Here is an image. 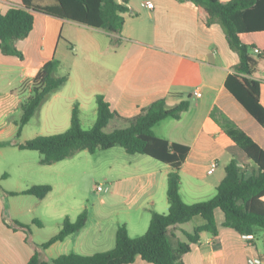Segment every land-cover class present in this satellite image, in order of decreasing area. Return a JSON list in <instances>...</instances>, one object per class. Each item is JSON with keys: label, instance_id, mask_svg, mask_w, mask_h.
I'll return each mask as SVG.
<instances>
[{"label": "crops", "instance_id": "crops-1", "mask_svg": "<svg viewBox=\"0 0 264 264\" xmlns=\"http://www.w3.org/2000/svg\"><path fill=\"white\" fill-rule=\"evenodd\" d=\"M145 1H150L152 7L142 5ZM32 2L39 4L34 0ZM54 3L51 0L42 5ZM21 5L22 0H0V12ZM127 6L129 10L123 13L124 23L117 33L32 11V30L27 37L16 42L23 59L3 54L0 50V142L11 143L0 147V154L3 155V149H14L25 157L16 163L15 173L0 170L2 184L5 185L12 175L17 180H25L31 175L56 172L36 166L41 165L40 154H34V150L18 147V144L36 136L27 132L28 123L20 135H16L17 121L21 116L20 104L30 95L33 78L53 56L60 61L59 68L66 64L68 80L42 104L38 111L40 122L45 118L57 122V107L64 106L62 126L67 130L72 108L77 104L80 123L88 113L93 125L97 110L95 98L100 94L117 113L109 122L114 126L108 130L111 131L126 127L127 118L140 113L157 99L163 98L170 107L187 98L189 108L180 118L163 119L153 128L158 137L189 147L179 172L182 200L191 204L212 198L224 177L226 165L232 159L246 176L251 174L254 164L232 141L226 129H241L264 149V127L225 86V79L238 62V55L228 45L220 24L205 25L198 18L197 6L191 1L129 0ZM239 37L254 47L251 55L257 60V67L253 77L260 82V103L264 107V30L241 32ZM60 40L69 43L67 50L58 51ZM195 92H199L200 96ZM116 153L117 157L107 170L110 175L106 177L108 187L98 191H107L102 199L111 198L136 218L134 228H130L128 221L122 224L126 225L131 237H137L147 230L151 211L168 212L166 190L171 166L162 161V164L152 162L147 165L142 158L124 156L119 150ZM212 160L217 161V166L208 173ZM64 163L62 160L44 166L55 168V165ZM36 182L45 184L46 181ZM183 187L188 196L199 199L185 200ZM10 191L21 192L4 187L3 194L0 190V264H26L35 251L40 259L47 261L71 252L91 255L114 247L117 228H101L98 222L89 226L87 221L78 232L47 248L40 247L46 240L37 242L29 236L39 228L25 230L5 223L13 220L21 222L19 218L26 212L9 201L7 197L19 195L7 193ZM51 191L44 198H37L28 211L38 210L41 204L49 205V202L43 201ZM81 211L78 208L76 217ZM66 216L71 221L76 219ZM215 220L218 235L214 237L210 232L203 231L199 240L183 254L185 264H248L247 258L251 255L264 257V249L256 239L250 245L243 235L223 226L224 215L220 209H215ZM191 222L192 228H184V223L173 227V239L185 240L184 232H191L204 220L195 216L185 223ZM263 235L264 231V245ZM128 264L152 263L137 257Z\"/></svg>", "mask_w": 264, "mask_h": 264}, {"label": "trees", "instance_id": "trees-1", "mask_svg": "<svg viewBox=\"0 0 264 264\" xmlns=\"http://www.w3.org/2000/svg\"><path fill=\"white\" fill-rule=\"evenodd\" d=\"M54 4H34L32 0H22L21 6H11L0 12V50L3 54L23 59L16 42L28 36L33 28L34 13L70 20L107 32L117 33L124 23L123 13L129 10V0H54ZM191 1L197 6L198 18L205 24L218 23L222 27L230 48L238 55V62L225 79L226 88L243 107L264 127V107L260 103V82L253 77L257 60L251 55L253 46L244 43L241 32L264 30V0H178ZM261 57V54H258ZM60 61L56 57L47 60L31 83L30 95L20 104L21 116L17 121L16 135L24 125L38 113L42 104L52 93L62 87L68 75H58ZM96 118L89 129L80 123L78 105L74 104L70 126L62 133L38 135L18 144L20 149L35 150L40 154L39 163L50 165L86 150L93 154L100 149L121 146L127 153L146 154L168 163L171 170L167 175V213L151 211L147 230L140 236L131 237L125 224H119L115 232V245L105 251L82 255L62 254L50 260H42L37 251L26 264H128L137 257L152 264H185L182 256L196 243L203 231L218 235L215 209L223 212V226L234 229L241 235L253 234L258 229L264 231V149L247 133L236 127H229L226 133L254 164L251 174L245 175L235 160L225 167L223 179L216 187L215 195L204 201L185 203L180 195V166L189 147L158 137L154 126L166 118L178 119L189 108L188 99H182L173 106H167L163 98L151 102L140 113L127 118L128 125L106 131L110 120L117 113L110 108L104 96L96 95ZM10 142H0L1 146ZM50 184H35L21 192H7L11 195L29 194L38 199L50 191ZM203 218L202 225L191 232H184L185 240H174L173 227L190 221L193 217ZM87 221V211L83 209L74 221L67 216L61 222L60 230L40 247L47 248L69 234L78 232ZM13 228L28 230V225L19 221H5ZM34 223L40 226L38 221ZM264 239V235H263Z\"/></svg>", "mask_w": 264, "mask_h": 264}, {"label": "rangeland", "instance_id": "rangeland-1", "mask_svg": "<svg viewBox=\"0 0 264 264\" xmlns=\"http://www.w3.org/2000/svg\"><path fill=\"white\" fill-rule=\"evenodd\" d=\"M34 1L42 5L50 3L51 0ZM69 46V43H65L64 40H60L58 51L67 50ZM66 69V64H64L58 69V75H66ZM55 117L57 122L47 118H45L43 122H40L39 115L37 113L28 122L26 130L30 135L36 136L52 135L64 132L65 128L62 126L64 119V106L58 105ZM82 119V128H91L92 122L90 121V115L87 113L86 117H83ZM111 125L112 123H109L106 127L107 131L110 130L111 127H114ZM3 150V155L0 154V170L15 173V170H17L16 163L25 159V157L20 156L17 151H14V149ZM117 150H119V152H123L122 154L124 156L142 158L147 162V165H151L150 163L152 162L162 164L160 161H157L148 155L127 153L121 146L116 145L113 149H100L93 154L88 151H84L82 153L78 152L76 155L63 160L66 163L62 165H55V168L44 165H36L43 170L44 168H51L56 171L54 173L46 172L44 174L40 173V175L36 176L31 175L25 180H17L12 175L7 180L5 185L2 184V181L0 180V190L2 193L4 192V187L14 191H21L32 186L33 183L34 185L39 184L36 181H46L44 182L45 184H50L52 186L53 191H51L49 197L43 201L49 202L50 204L47 206H43V204H41L38 210L35 209L34 211H28V208L32 207V203L37 202L38 199L35 196L29 194H19L14 197H7L9 201L15 203L18 208H22L23 212L26 211L25 214H22L19 218L22 223L28 225V228H39V230L34 234H29L31 240L37 242L47 240L57 228H60V223L66 215L75 219L74 217H76L78 213V208L80 211L86 209L88 217L87 224L89 226H91L93 222H98L101 228H117V226L124 223V221H128L130 228H134L137 225L136 218L134 216H130L127 209L119 205L116 201H113L111 198H103L104 201H101L103 200L102 196L106 194L107 191H98L96 189L97 185H101L104 189L108 187L106 177L109 174L107 170L109 164L117 157ZM33 152L39 156L38 151L34 150ZM182 194L184 195V199L187 201H190L189 199H199L193 198L196 196H188L184 187ZM34 221H38L40 226L36 225ZM192 225L193 222L184 223L183 227L192 228ZM262 233L263 230L258 229L255 239L260 247L264 249V245L262 243Z\"/></svg>", "mask_w": 264, "mask_h": 264}, {"label": "built area", "instance_id": "built-area-1", "mask_svg": "<svg viewBox=\"0 0 264 264\" xmlns=\"http://www.w3.org/2000/svg\"><path fill=\"white\" fill-rule=\"evenodd\" d=\"M142 5L151 8L152 7V3L150 1H145L144 3H142ZM195 94L197 96H200L199 92H195ZM217 166V161L216 160H212L209 164V169H208V173H211ZM97 190H102V186L101 185H97L96 186ZM243 237L249 242L250 245H253L252 241L255 239V236L253 234H247V235H243ZM264 262V257L260 256V255H251L247 258V263L248 264H263Z\"/></svg>", "mask_w": 264, "mask_h": 264}, {"label": "water", "instance_id": "water-1", "mask_svg": "<svg viewBox=\"0 0 264 264\" xmlns=\"http://www.w3.org/2000/svg\"><path fill=\"white\" fill-rule=\"evenodd\" d=\"M33 12H36V11H33Z\"/></svg>", "mask_w": 264, "mask_h": 264}]
</instances>
